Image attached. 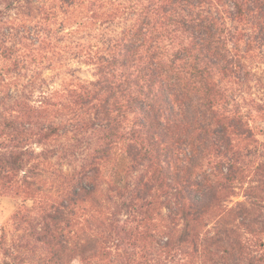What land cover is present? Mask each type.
<instances>
[{
	"label": "trees",
	"instance_id": "16d2710c",
	"mask_svg": "<svg viewBox=\"0 0 264 264\" xmlns=\"http://www.w3.org/2000/svg\"><path fill=\"white\" fill-rule=\"evenodd\" d=\"M256 121L264 0H0V264H264Z\"/></svg>",
	"mask_w": 264,
	"mask_h": 264
},
{
	"label": "rangeland",
	"instance_id": "374dc122",
	"mask_svg": "<svg viewBox=\"0 0 264 264\" xmlns=\"http://www.w3.org/2000/svg\"><path fill=\"white\" fill-rule=\"evenodd\" d=\"M70 64L74 67H77V64L75 62L70 61ZM46 74L48 76L52 75L51 71H47ZM76 75L80 76L83 79H91L92 75L89 71L86 70V68H82V70L78 71ZM62 77L61 76H56L55 77V85H58L61 82ZM256 124L261 126V128L264 129V122L256 121ZM260 138L264 139V134H260ZM79 161H75L74 165H78ZM65 168H71V166L66 165ZM241 199V197H239ZM20 205L19 199H16L15 197L12 196H5V195H0V232L2 231L3 228H6L8 230H12V225H11V217L17 207ZM12 237V236H10ZM128 253H130L131 257V264H136V261L140 258V254L136 253V249L129 248ZM125 262L127 261V258L123 259ZM165 264V263H164Z\"/></svg>",
	"mask_w": 264,
	"mask_h": 264
}]
</instances>
